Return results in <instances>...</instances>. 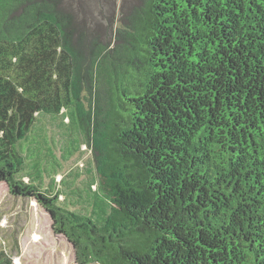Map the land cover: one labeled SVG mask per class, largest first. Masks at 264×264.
Listing matches in <instances>:
<instances>
[{"label": "trees", "instance_id": "16d2710c", "mask_svg": "<svg viewBox=\"0 0 264 264\" xmlns=\"http://www.w3.org/2000/svg\"><path fill=\"white\" fill-rule=\"evenodd\" d=\"M70 4L0 0V181L78 264H264V0H141L107 42ZM40 114L91 149L90 213L23 153Z\"/></svg>", "mask_w": 264, "mask_h": 264}, {"label": "rangeland", "instance_id": "374dc122", "mask_svg": "<svg viewBox=\"0 0 264 264\" xmlns=\"http://www.w3.org/2000/svg\"><path fill=\"white\" fill-rule=\"evenodd\" d=\"M140 2L71 0L70 7L80 30L90 38L107 42L114 40L117 28ZM67 121L63 122L61 117L38 115L30 142H24L22 149L25 155H29L41 147L38 156L46 167L44 188H50L55 181L62 205L90 213L92 199L89 186L96 180L95 163L91 149L85 144L65 159L70 135L63 123ZM32 162L33 159L27 158L26 172L31 171ZM52 224L48 212L37 201L15 196L8 185L0 181V261L7 260L12 264H78L73 246L65 236L53 231Z\"/></svg>", "mask_w": 264, "mask_h": 264}, {"label": "water", "instance_id": "95a60500", "mask_svg": "<svg viewBox=\"0 0 264 264\" xmlns=\"http://www.w3.org/2000/svg\"><path fill=\"white\" fill-rule=\"evenodd\" d=\"M49 214V213H48ZM49 216L51 217V215L49 214ZM73 246V245H72ZM73 248H74V246H73Z\"/></svg>", "mask_w": 264, "mask_h": 264}]
</instances>
